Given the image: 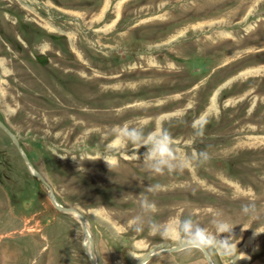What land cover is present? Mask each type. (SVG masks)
I'll return each instance as SVG.
<instances>
[{
	"label": "rangeland",
	"instance_id": "obj_1",
	"mask_svg": "<svg viewBox=\"0 0 264 264\" xmlns=\"http://www.w3.org/2000/svg\"><path fill=\"white\" fill-rule=\"evenodd\" d=\"M216 41L229 48L213 54ZM191 45L192 58L163 57ZM170 67L189 88L129 95L118 109L180 98L133 123L166 129L191 158L182 171L150 173L144 147L113 157L123 126L103 140L93 123H63L54 104L71 96L61 80L113 79L112 90L134 93L154 79L146 71ZM0 121L56 202L79 210L96 264H208L200 251H165L178 245L165 229L185 217L232 225L236 253L207 252L212 264H264V0H0ZM49 194L0 129V264H90L80 219Z\"/></svg>",
	"mask_w": 264,
	"mask_h": 264
},
{
	"label": "bare ground",
	"instance_id": "obj_2",
	"mask_svg": "<svg viewBox=\"0 0 264 264\" xmlns=\"http://www.w3.org/2000/svg\"><path fill=\"white\" fill-rule=\"evenodd\" d=\"M161 31L166 33L168 32V30H161ZM156 32L157 31H151L149 35L151 36ZM191 34L192 33H189L187 37H189ZM212 43L210 42L211 45ZM227 48H229L228 45L216 41L212 45L211 52L217 55L221 51H225V49ZM198 50L197 47L191 45L185 51L186 54L184 53L185 54L184 56H178V55H183L180 54L178 51H176L175 53L173 50H169V51L164 50L163 57L164 56L169 57L174 61H178V59L185 60L187 58H192L196 54H199ZM167 70L168 71L164 69L163 70L152 69L150 71H146L150 73V75L148 76L154 77V79L144 81V84L140 85L137 89V92L134 93L129 91L112 90L108 84L112 82L113 79H102V78L97 79V78L86 77V78H76L75 80L74 79L61 80L62 83L70 86V89L72 91L71 96L65 99L54 100V104L55 106L63 109V113H64L63 114L64 117L62 118L63 123H71L78 120L79 123L76 125H78V127H84V128L88 127L91 123H93L92 125L96 126L97 129L100 132H102V133L99 132L98 135L103 140L106 138L102 137L101 134H104L107 128L109 129L118 128L121 126H123L124 128L139 127L145 131L146 127L142 126L141 122L133 123V121L139 119L141 115L155 116L157 113L163 112L166 109L178 105V103L182 100L178 98L176 100L166 102L162 105H158L157 107H147V106L140 108L123 107L120 109H118V107H121L129 102V98H128L129 95L142 94L147 97L150 96L152 97L155 96L156 94H161L173 90L175 91L183 90L190 87L191 85L190 82L180 81V77L182 76L183 73L182 69L180 70L177 68L170 67ZM185 72L187 73L188 71ZM140 74L141 72H138V75ZM166 79L169 80L164 81ZM161 81L164 82L159 83ZM92 89L96 91L95 94L92 93L93 92ZM198 92L203 94L204 91L199 90ZM154 125H155L154 121L149 122L150 127ZM110 130L112 131V129ZM94 137L98 138L97 134L94 135ZM92 140L94 139H92V137L89 136L85 142L87 144H91ZM72 216H74L76 219H80L78 214H73ZM86 228L87 226L83 227V232H84L83 246L86 248L89 256H92L91 244L88 239V233L87 231H85L88 229ZM155 253L156 252H153V254Z\"/></svg>",
	"mask_w": 264,
	"mask_h": 264
},
{
	"label": "clouds",
	"instance_id": "obj_3",
	"mask_svg": "<svg viewBox=\"0 0 264 264\" xmlns=\"http://www.w3.org/2000/svg\"><path fill=\"white\" fill-rule=\"evenodd\" d=\"M114 147L110 149V153L115 155L118 151H125L131 145L132 150H139L141 147L146 148L143 155L147 161V167L152 174H164L165 172L172 173L182 171L185 161L191 160L190 157H185L181 160L178 156V149L175 145L173 137L166 130L161 128L158 132L153 131L145 133L139 127L122 128L119 136L113 141ZM107 164V157L101 155ZM137 160L139 157L136 155ZM208 153H197V161H207ZM152 191V186L147 188ZM147 207L155 208V204H149ZM138 222L143 223L142 218ZM215 231H210L209 228L202 226L194 221L191 217L176 218L174 223L165 231L168 233V239L183 246L187 250L200 252H214L222 255L232 256L236 253V245L232 242L235 236L231 224L223 221H213ZM159 229L160 226L152 221L149 225Z\"/></svg>",
	"mask_w": 264,
	"mask_h": 264
},
{
	"label": "water",
	"instance_id": "obj_4",
	"mask_svg": "<svg viewBox=\"0 0 264 264\" xmlns=\"http://www.w3.org/2000/svg\"><path fill=\"white\" fill-rule=\"evenodd\" d=\"M0 129L10 137L11 141L15 145L16 149L18 150L19 154L21 155L24 163L28 167V169L31 172V174L34 175V177L38 181H40L45 187H47L49 189V191H50V194L49 195H50V202H51V204L58 211H60V212H62L64 214H67V215L78 214L80 216V223H81L82 227H84L85 226V222H84V219L82 218V216L80 215L78 209L72 208V207H62V206H60L56 202V200H55V198H54V196H53V194L51 192V189H50L49 184L45 181V179L43 178V176L39 172H37V171H35L33 169L32 165L30 164V161L28 160V158L25 156L24 152L22 151V149H21V147H20V145H19L16 137L12 134V132L8 129V127L4 123H2L1 121H0ZM85 231H87V230H85ZM88 239L90 241L89 234H88ZM183 248H184L183 246H181V245L178 244L177 246L172 247V248H169V249H166L165 251L171 252V251H176V250H180V249H183ZM84 251H85V253H86V255H87L88 259H89L90 264H96L95 259H94V255H93V252H92V249H91L92 256H89V254H88V252H87V250H86L85 247H84ZM202 253H203V255H204L207 263L208 264H212V262H211V260H210V258L208 256V253L207 252H202ZM151 255H153V254H151ZM151 255H149L148 258L151 257ZM142 263L143 262L141 261L140 263H137V264H142Z\"/></svg>",
	"mask_w": 264,
	"mask_h": 264
}]
</instances>
